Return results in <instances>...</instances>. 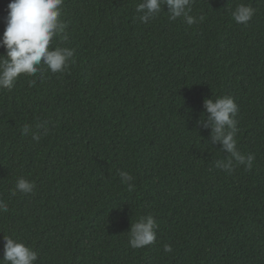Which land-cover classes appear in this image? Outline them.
<instances>
[{"label": "trees", "instance_id": "trees-1", "mask_svg": "<svg viewBox=\"0 0 264 264\" xmlns=\"http://www.w3.org/2000/svg\"><path fill=\"white\" fill-rule=\"evenodd\" d=\"M140 2L63 0L66 39L50 47L73 50L69 68L0 88V259L11 237L35 264H264V0H194L192 25L167 5L141 22ZM241 3L247 23L231 15ZM220 96L238 105L251 170H223L204 106ZM18 177L31 193L13 195ZM149 215L156 239L134 249L131 224Z\"/></svg>", "mask_w": 264, "mask_h": 264}, {"label": "clouds", "instance_id": "clouds-1", "mask_svg": "<svg viewBox=\"0 0 264 264\" xmlns=\"http://www.w3.org/2000/svg\"><path fill=\"white\" fill-rule=\"evenodd\" d=\"M194 0H142L135 7L137 18L141 22H148L156 16L162 5H167L170 20L184 18L188 25L196 23V18L189 15ZM63 0H11L8 4V13L5 18V29L0 47H4L6 55L0 56V88L11 90L21 75L34 76L44 65L52 73H62L69 68L74 52L67 47L51 48L54 38L66 39L63 33L66 23L61 18ZM254 10L241 3L232 11V18L237 23H247L253 16ZM32 83H35L33 80ZM212 128V137L218 141L228 152L229 158L223 166L225 172L231 173L236 165H244L251 170L254 155L241 154L236 147L235 134L237 131L238 105L230 96H220L215 100L204 101ZM24 135L29 134V127L23 128ZM44 134H47L45 128ZM33 140H39L40 135L31 130ZM120 178L132 181L133 177L124 171L119 172ZM128 184L132 191L134 185ZM34 184L18 177L13 190L28 194L33 191ZM8 205L0 199V212L7 211ZM156 222L152 216L142 217L131 224L129 231V244L138 249L153 243L156 239ZM4 254L0 264H35L38 254L25 243L11 237H4ZM165 252H171L170 245L164 246Z\"/></svg>", "mask_w": 264, "mask_h": 264}]
</instances>
